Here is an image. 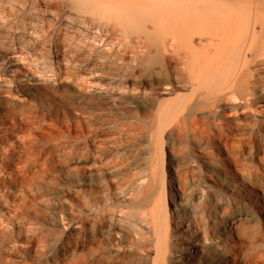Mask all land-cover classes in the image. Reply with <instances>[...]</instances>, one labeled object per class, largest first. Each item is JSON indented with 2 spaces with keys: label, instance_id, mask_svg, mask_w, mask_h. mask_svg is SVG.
<instances>
[{
  "label": "rangeland",
  "instance_id": "obj_1",
  "mask_svg": "<svg viewBox=\"0 0 264 264\" xmlns=\"http://www.w3.org/2000/svg\"><path fill=\"white\" fill-rule=\"evenodd\" d=\"M79 5L0 0V42L8 49L0 51V89L17 87L22 92L8 99L34 106L33 123L0 116V264H135L134 242L146 239L152 221L167 235L178 232L184 245L190 236L177 223L187 215L178 205L205 214V184L219 191L227 209L248 205V198L263 192L253 214L257 237L264 238V114L235 112L239 104L228 98L214 117L239 126L217 137L219 151L178 137L164 116L178 113L199 92L184 61L169 63L178 71L169 79L153 74L158 66L137 45L145 37L134 29H153L150 17L127 23L118 17L139 15ZM262 99L254 106L263 108ZM209 153L234 180L231 191L220 190L219 175L197 162ZM184 173L189 185L180 198L175 190ZM240 173L254 185H244ZM105 224L137 234L102 236ZM147 262L143 257L136 264ZM192 263L219 262L204 254Z\"/></svg>",
  "mask_w": 264,
  "mask_h": 264
},
{
  "label": "bare ground",
  "instance_id": "obj_2",
  "mask_svg": "<svg viewBox=\"0 0 264 264\" xmlns=\"http://www.w3.org/2000/svg\"><path fill=\"white\" fill-rule=\"evenodd\" d=\"M260 1L77 0L80 8L99 7L106 14L114 12L139 15V17L124 15L126 17H122L123 19L118 17V20L127 23L144 19V15L150 17L153 29L149 31L138 27L134 29H141L145 37V40L137 42V45L144 51L145 56L153 57L154 59L150 61L158 66L156 71L151 69L152 73L169 79V74L178 72L176 67L169 63L183 60L194 80L193 89L199 91L191 103L180 107L178 113L174 111L175 115L164 116L166 125L170 132L178 137H189L198 146L216 151L220 150V146L215 143L216 139L227 136L224 129L233 132L239 126L223 115L219 118L214 117L220 111L221 102H228V98H232L239 104L232 108L235 112L253 109L260 110L259 113L264 114V107L254 106L255 101L262 99L261 94H264V9L259 8ZM120 31L125 33L122 28ZM2 43L4 42H0V51L8 50ZM13 92L19 94L22 91L17 87L14 90L0 89V116L9 115L22 119L25 124L31 123L34 106L21 101L12 103L8 98L14 94ZM261 102L264 104V99ZM222 147L224 150L227 149V143H223ZM198 160L204 163L203 167L206 171L219 175L217 179L222 185L220 190L231 191L234 180L228 177L223 168L215 162L212 154L197 157V162ZM184 174L178 177L177 190H175V195L180 198H183L184 190L189 185L187 175ZM239 176L244 185H254L244 173H240ZM261 188L264 189V186ZM218 192L209 185H203L202 196L208 200L209 206L205 208L206 213L200 214V217L195 208L178 205L187 215L177 223L180 230L186 231L190 236L184 245L176 238L178 232L171 230L170 235H167V229L163 226L159 227L156 221H152L150 228L147 229L146 239L138 238L134 242L131 251L132 261L136 264L141 258L148 257L146 264H193L194 258L206 254L218 261V264H264V247H262L264 241L261 242L264 238L260 237L263 238L260 240L257 237L258 225L253 214L256 199L261 198L263 192L248 198L246 203L248 205L231 209H227V202ZM189 214L197 217V221L192 222L188 217ZM93 231V227L89 226V237ZM99 232L102 236L137 234L130 228L112 229L106 224L99 228ZM169 237L173 238L172 241L168 240ZM261 244L262 248L259 246ZM187 250L193 254L189 255ZM149 252H152L151 256L147 255ZM124 264L131 263L124 262Z\"/></svg>",
  "mask_w": 264,
  "mask_h": 264
}]
</instances>
